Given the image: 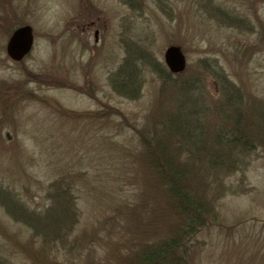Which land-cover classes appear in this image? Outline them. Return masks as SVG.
Listing matches in <instances>:
<instances>
[{"label":"rangeland","instance_id":"obj_1","mask_svg":"<svg viewBox=\"0 0 264 264\" xmlns=\"http://www.w3.org/2000/svg\"><path fill=\"white\" fill-rule=\"evenodd\" d=\"M82 5L94 10L89 17L100 40L94 42L93 30L81 44L48 40V31H61L62 12ZM31 6L30 54L15 63L0 40V257L9 264H125L139 245L172 234L176 223L156 204L155 170L144 157L152 139L154 150L173 148L184 163L186 153L160 128L176 112L177 127L193 123L211 152L216 135L245 134L249 144L235 153L240 158L224 172L230 176L211 175L202 159L188 165L192 190L222 231L199 233L183 264H264V0H32ZM210 6L235 25L218 21ZM169 46L184 55L179 75L164 66ZM142 51L164 69L158 65L155 74L140 66L138 92L118 96L112 78ZM181 107L190 108L198 126L180 116ZM59 182L72 197L75 225L61 242L42 244L30 226L53 205L46 216L61 204L66 209L63 200L53 203ZM66 222L60 213L57 224Z\"/></svg>","mask_w":264,"mask_h":264},{"label":"trees","instance_id":"obj_2","mask_svg":"<svg viewBox=\"0 0 264 264\" xmlns=\"http://www.w3.org/2000/svg\"><path fill=\"white\" fill-rule=\"evenodd\" d=\"M210 7H206V10H209L213 16L216 14V17H214L218 19V21L221 23L229 22L228 24L232 26L235 25L234 22L225 18V11L221 8L215 6ZM142 53L143 56L139 58L137 56V58L133 60L125 59L124 63L118 68L117 73L112 78L111 87L118 96L130 97L138 92L140 84L137 85L135 80L139 75L138 71L140 66L142 69L146 67V69L155 72V74L159 72V66L163 68L161 64L155 62L151 55L143 51ZM215 74L216 78L219 80L224 79L220 74ZM160 78L161 80L168 79L167 77ZM221 84L223 86V83ZM130 91H132V94H130ZM183 101L186 102L187 100ZM188 101H191L190 105L192 106L193 100L188 99ZM175 114L176 112L167 114L164 120L167 126L163 123L160 128L164 134L171 139L172 144L170 145L174 144L175 147L182 149L186 153V160L184 158V163L179 164L177 160L179 159L182 161V159L179 156L171 155L173 150H175L173 148L171 151L169 150V153L166 152L165 146H161V148H159L160 150H154L157 145H155L156 143H154L155 141H152V139L147 142L144 157V162L150 164L155 170L153 173L155 175L153 191L155 190L156 192V195H154L156 204L159 203L160 211L163 209L162 211L165 216H168L169 213L171 218L175 221L176 224L173 227L174 231L172 230V234L166 233L161 240L157 239L158 242L156 241L149 245H139L133 257L125 264H183L186 258L185 249L188 247V243L195 241L199 233L208 232L210 229L217 232L222 231V226H218L219 223L214 221L215 212L212 211L213 209L210 208V205L205 199L201 198L200 195L192 190L189 178L191 175L188 165L194 163L197 159H202L203 165L201 166L204 170L211 173V175H224V172L229 171L228 168H231L232 164L237 162V159L240 158L237 157L236 154L238 153L240 156V154L242 155V153L244 154L248 151V137L245 134L232 137L230 133L228 136L225 134L220 136L216 135L213 140L214 150L211 152L210 148L208 149L207 145H204L202 134L198 131L193 134L194 131H192L193 129L191 127L193 123L189 129L185 121H181L180 126L177 127L178 121L176 120L178 116L176 115V119ZM180 116L188 118L192 122L195 121V124L198 126L196 123L197 117L190 111V108H182ZM175 121L176 127L174 125ZM196 128L197 127H194V130ZM161 145H163L162 140ZM198 151L201 152L198 153ZM224 176H230V174ZM61 184L62 183L59 182V184L57 183L56 186H53L56 192L53 196V203L55 200L62 203L63 200L64 203H66V209L63 210L61 204L60 209H57L58 211L56 210L55 212L56 215L51 217L46 216L48 212L53 210V205L52 208L46 210L45 216H36L34 227L30 226L31 230L33 228L36 230L34 231L36 233L35 236L40 239L42 244L61 242L68 233L71 234V232H73V226L75 225L74 219H72L74 215V204L69 192L60 188V186H62ZM154 184L157 185V188ZM63 212L65 220L67 221L65 227H61L57 224V216ZM43 224L44 227L42 226ZM171 224L172 221H170V225ZM39 226L41 227L39 228ZM0 264L9 263L0 257Z\"/></svg>","mask_w":264,"mask_h":264},{"label":"flooded vegetation","instance_id":"obj_3","mask_svg":"<svg viewBox=\"0 0 264 264\" xmlns=\"http://www.w3.org/2000/svg\"><path fill=\"white\" fill-rule=\"evenodd\" d=\"M31 1L0 0V40H10L16 31L22 28H28L31 40H34L32 28H34L35 9L32 7L33 5L31 6ZM93 11L83 7V5L82 8L66 9L60 15V17L63 16L61 31L58 34L48 31V40H79V44H81L82 40H87L86 35L91 30H93V40H100V29L96 27V21L89 17Z\"/></svg>","mask_w":264,"mask_h":264},{"label":"water","instance_id":"obj_4","mask_svg":"<svg viewBox=\"0 0 264 264\" xmlns=\"http://www.w3.org/2000/svg\"><path fill=\"white\" fill-rule=\"evenodd\" d=\"M32 44L30 30L28 28L19 29L7 41L6 53L12 61L19 62L30 53ZM163 63L172 75L182 73L186 65L184 55L178 46H169L164 50Z\"/></svg>","mask_w":264,"mask_h":264}]
</instances>
